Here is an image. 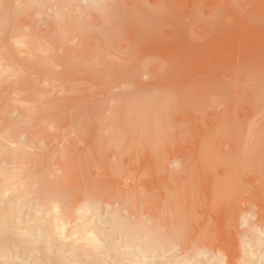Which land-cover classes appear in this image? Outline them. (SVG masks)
<instances>
[{"label": "rangeland", "instance_id": "374dc122", "mask_svg": "<svg viewBox=\"0 0 264 264\" xmlns=\"http://www.w3.org/2000/svg\"><path fill=\"white\" fill-rule=\"evenodd\" d=\"M100 1L118 14L85 10L91 29L58 40L54 61L41 65H56L54 89L30 97L0 86V136L17 126L15 135L31 140L39 164L28 167L56 178L68 200L61 214L80 213L73 211L92 198L86 218L117 212L165 228L174 244L137 264H264L263 247L244 249L264 232V0ZM38 9L15 16L5 34L50 39L54 28ZM113 17L102 33L98 22ZM112 67L115 75L101 74ZM132 99L151 115L128 120L139 134L118 133L125 125L114 119ZM143 116L152 117L148 130ZM156 147L163 168L153 165ZM165 169L177 175L167 187ZM227 177L233 182L215 185Z\"/></svg>", "mask_w": 264, "mask_h": 264}, {"label": "bare ground", "instance_id": "6f19581e", "mask_svg": "<svg viewBox=\"0 0 264 264\" xmlns=\"http://www.w3.org/2000/svg\"><path fill=\"white\" fill-rule=\"evenodd\" d=\"M76 1L0 0V35L5 34L8 24L14 21L15 16L26 13L29 9L35 7L39 8L38 12L44 15L46 21L54 28L53 36L45 41L40 38H31L29 34L20 33L16 29L5 34V41L0 42L1 50L5 53V55H0L1 87L8 89L12 87L30 97L34 95V92L45 91L46 87L47 89H54L55 86L51 85V82L56 80L52 76V73H54L53 68H56V65L54 67L49 66L47 69L41 68L44 62L54 61L53 45L58 40H68L74 37L82 28L91 29L90 24L86 22V15L83 14L85 10L98 12L104 17H112L118 14L115 5L100 0H81L85 2L83 3L84 6L81 7V11L76 10V6L73 5ZM115 21H117V17L111 21L101 20L98 22L99 30L107 34L108 28L106 27ZM13 39L20 40L22 46L12 43ZM113 42L114 39L107 38L102 45V51L106 52L107 46L112 45ZM118 69L112 67V69L100 72H102L101 74L115 75L112 73ZM28 101H30L29 98L25 97L19 99L21 103ZM133 101L134 99L126 102L127 104H123L125 110H122L121 116L113 118L117 124L123 123L125 125L124 129L123 126L119 125L118 133L123 131H128L130 134L138 133L137 131H140L138 127L131 123L132 121L128 122V120L135 115L146 114V112H148V116L151 115L150 111L142 109L145 112L139 109L138 104L136 105ZM146 101L142 100L141 102ZM137 102L139 101L137 100ZM151 105L154 108V104L151 103ZM47 107L44 106L38 111H32L33 109L28 107V110H31L32 114L42 113L43 109ZM124 108L122 107V109ZM112 110L111 113L114 112ZM118 111H121V109ZM148 116H143L144 118L140 119L146 120L144 124L139 123L145 130L150 129V124H152L150 122L152 117L147 121ZM126 122H128L127 125ZM51 125L55 127V123ZM12 128L13 131H7L0 136V264H127V262L137 264L139 260L147 258L148 254H152L156 250H163L166 245L169 246L172 243L173 239L170 234L168 235L166 229L160 228L158 224L148 226L145 221H132L129 217L120 215L117 212H115L117 215L113 217L108 215L93 220L86 218L83 210L94 204L92 198L84 202L85 197L80 200L83 203L80 206L78 204L79 208L76 210L73 209L74 213H80L73 216L61 214L59 203L65 204L68 201L66 195L56 188L57 180L55 177H47V168L36 173L28 167L39 164V159L32 150L34 146L30 139H21L20 135H15L17 126ZM162 142L163 140L159 139L156 144L160 145ZM107 144L111 145L112 141L109 140ZM155 150L156 152L153 153L152 151L153 155L151 154L152 162L155 163L153 165L156 168H163L164 166L157 153L159 149L156 147ZM211 152V154H214L213 152L217 151ZM132 156L134 155L132 154ZM216 168L217 165H214L215 171ZM53 170L55 169L52 167L50 169L52 175ZM209 172L211 171L209 170ZM165 175L162 184L166 187L167 185L171 186L167 183H170L169 179L174 177L176 172L165 169ZM217 175L216 173L215 177ZM229 178L231 177H227L224 180L225 182L220 181L221 183L218 182L215 185L225 184L227 180H230ZM213 180L219 181L220 179L217 178L216 180L214 178ZM232 182L231 178L230 183ZM225 186L229 185L226 184ZM223 188L225 187L223 186ZM53 193H55V196H53ZM212 193L215 197V192ZM32 194L35 196H31ZM217 196L216 198L219 197ZM214 199L212 198V200ZM216 201H219V199L213 202ZM258 234L260 236H257V241L254 244L249 243L246 245L247 249L244 248L246 252H252L251 248L253 246L263 247L264 250V236L262 237L264 232ZM93 236L101 240L103 247L98 248L92 243L91 237ZM123 247L124 251L122 250ZM261 253L264 256V252ZM189 261V258L183 259L177 264H187Z\"/></svg>", "mask_w": 264, "mask_h": 264}, {"label": "snow or ice", "instance_id": "6c2138e0", "mask_svg": "<svg viewBox=\"0 0 264 264\" xmlns=\"http://www.w3.org/2000/svg\"><path fill=\"white\" fill-rule=\"evenodd\" d=\"M12 43L17 44L19 46H22L20 40H18V39H13ZM53 196H55V193H53ZM91 241L96 247H98V248L103 247L101 240L96 239L94 236L91 237Z\"/></svg>", "mask_w": 264, "mask_h": 264}]
</instances>
